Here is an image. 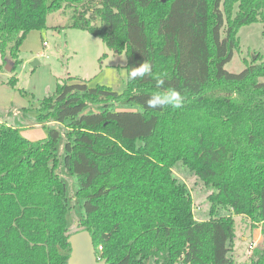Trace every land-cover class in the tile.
Here are the masks:
<instances>
[{
	"label": "trees",
	"instance_id": "obj_1",
	"mask_svg": "<svg viewBox=\"0 0 264 264\" xmlns=\"http://www.w3.org/2000/svg\"><path fill=\"white\" fill-rule=\"evenodd\" d=\"M66 10L65 27L126 53L127 85L69 76L39 104L38 123L49 126L36 141L0 120V264H69L63 168L78 179L76 231L91 232L107 264H264V54L226 69L240 28L264 25V0H0V52L13 72L30 31ZM144 60L168 74L163 89L183 94L180 109L148 108L156 81L128 78ZM177 163L211 189L209 218L195 215ZM235 214L263 237L243 263Z\"/></svg>",
	"mask_w": 264,
	"mask_h": 264
},
{
	"label": "rangeland",
	"instance_id": "obj_2",
	"mask_svg": "<svg viewBox=\"0 0 264 264\" xmlns=\"http://www.w3.org/2000/svg\"><path fill=\"white\" fill-rule=\"evenodd\" d=\"M68 12L66 10L65 13L60 11L57 15L51 14L48 16L46 29L30 31L20 46V62L15 72H10L6 67L8 62L14 63L10 52H7L5 57H2L0 52V120L8 119L11 123H22L19 125L20 133L31 141L48 136L49 125L38 123L39 104L46 95L56 89L58 83H63L69 76L87 79L92 85L107 84L118 92L123 91L127 85L126 53L113 52L102 39L88 30L65 27L70 17ZM57 24H63L57 28L59 34L50 27ZM239 37L241 49L237 50L231 61L226 64V69L234 73H239L246 67L245 59L251 61L254 52L264 54V25L261 21L243 25L239 30ZM44 42H47V45H44ZM14 75L18 78L15 87L8 83L9 78ZM262 79L264 80V77ZM126 106L128 109L134 108L132 105ZM22 108H27L26 116L15 118L13 115H23ZM18 110V114L15 113ZM51 124L53 125V122ZM176 165L175 173L186 182L194 198L195 215L199 219L209 218L206 196L211 189L200 185L196 176L183 164ZM61 171L71 197L72 210L69 219L73 234L78 229L76 225L83 213L82 201L76 196L79 184L76 175L68 174L65 168ZM234 216L238 231L235 243L236 259L243 263L252 253L253 249L250 247L263 239L262 231L261 227L251 225L249 217L237 214Z\"/></svg>",
	"mask_w": 264,
	"mask_h": 264
},
{
	"label": "clouds",
	"instance_id": "obj_3",
	"mask_svg": "<svg viewBox=\"0 0 264 264\" xmlns=\"http://www.w3.org/2000/svg\"><path fill=\"white\" fill-rule=\"evenodd\" d=\"M167 73L153 74V65L150 60H144L139 66L133 67L128 73V78L136 80L151 76L156 81L158 91L153 92L147 100V106L150 109H166L169 106L173 109H180L184 104L183 94L173 88L163 89Z\"/></svg>",
	"mask_w": 264,
	"mask_h": 264
},
{
	"label": "water",
	"instance_id": "obj_4",
	"mask_svg": "<svg viewBox=\"0 0 264 264\" xmlns=\"http://www.w3.org/2000/svg\"><path fill=\"white\" fill-rule=\"evenodd\" d=\"M9 71L14 69L10 62L6 65ZM68 242L71 246L69 264H107L105 259H100L96 252L94 237L87 229L73 232Z\"/></svg>",
	"mask_w": 264,
	"mask_h": 264
},
{
	"label": "crops",
	"instance_id": "obj_5",
	"mask_svg": "<svg viewBox=\"0 0 264 264\" xmlns=\"http://www.w3.org/2000/svg\"><path fill=\"white\" fill-rule=\"evenodd\" d=\"M58 13H60V11L53 12V13H51V14L57 15ZM51 14H50V15H51ZM62 25H63V24H60V25L57 24V25H51L50 27L53 28L54 31H56V34H59V32L57 31V28H58V27H61ZM10 72H13V70L10 71ZM83 79H84V78H83ZM20 108H21V107H20ZM22 112H23V111H22ZM26 112H27V108H26ZM12 114H13V113H12ZM13 116H14L15 118L18 119V118L21 117V116H22V117H23V116H26V113L23 114V115H19V114H18V115H16V116H15V115H13ZM15 118H13L12 121H14ZM7 120H8V119H7ZM8 123H9V124H13L14 126H17V127H18L20 124H22V123H18V124L11 123L10 121H9Z\"/></svg>",
	"mask_w": 264,
	"mask_h": 264
},
{
	"label": "built area",
	"instance_id": "obj_6",
	"mask_svg": "<svg viewBox=\"0 0 264 264\" xmlns=\"http://www.w3.org/2000/svg\"><path fill=\"white\" fill-rule=\"evenodd\" d=\"M44 45H47V42H44ZM18 112H19V110L17 111V112H15V113H17L18 114ZM14 113V112H13ZM102 247H100V249H101ZM100 258V257H99ZM101 259V258H100Z\"/></svg>",
	"mask_w": 264,
	"mask_h": 264
}]
</instances>
